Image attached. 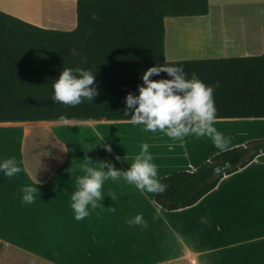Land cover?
Masks as SVG:
<instances>
[{
    "label": "crops",
    "instance_id": "crops-1",
    "mask_svg": "<svg viewBox=\"0 0 264 264\" xmlns=\"http://www.w3.org/2000/svg\"><path fill=\"white\" fill-rule=\"evenodd\" d=\"M40 2L39 16L32 19L2 2L0 11L53 29L43 22L51 2ZM209 6L204 17L165 19L167 61L260 56L250 47L263 45V30L249 43L242 31L251 21L211 17L217 11L225 16L227 10L264 8V0H209ZM68 23L54 30L76 29L77 21ZM245 52L252 54L240 55ZM195 142L190 136L174 141L131 121L0 124V161L14 158L23 169L12 177L0 173V264H264V156L223 179L196 206L176 212L159 208L156 193L141 192L123 178L109 179L102 187L103 205L75 219L70 196L85 155L127 170L148 143L162 178L194 167ZM25 184L39 189L31 204L22 200ZM137 213H143L146 226L128 223Z\"/></svg>",
    "mask_w": 264,
    "mask_h": 264
},
{
    "label": "trees",
    "instance_id": "trees-1",
    "mask_svg": "<svg viewBox=\"0 0 264 264\" xmlns=\"http://www.w3.org/2000/svg\"><path fill=\"white\" fill-rule=\"evenodd\" d=\"M75 1L73 31L41 28L0 11V124L130 121L126 95L138 94L147 68L166 63L165 19L204 17L210 8L209 0ZM168 63L184 65L206 84L219 81L216 120L264 119V54ZM69 66L94 71L93 101L52 100L53 82ZM161 77L171 78L162 72L152 79ZM261 156L264 139L221 151L192 171L162 177L168 187L154 201L165 212L192 208Z\"/></svg>",
    "mask_w": 264,
    "mask_h": 264
},
{
    "label": "clouds",
    "instance_id": "clouds-1",
    "mask_svg": "<svg viewBox=\"0 0 264 264\" xmlns=\"http://www.w3.org/2000/svg\"><path fill=\"white\" fill-rule=\"evenodd\" d=\"M162 72L171 78L152 79ZM93 73L80 66L64 67L53 82L52 100L71 106L84 100L93 101L97 95ZM142 81L137 86L138 94L129 92L125 98L124 115L129 116V112H132L130 121L133 125H143V130L147 132L160 131L174 141H183L190 135L207 137L217 149H227L232 137L215 127L217 108L214 92L219 87V81L206 84L195 72L189 76L184 65L168 63L167 60L164 64L147 68L142 74ZM60 118L64 119L63 116ZM104 139L102 137L101 141ZM103 147L108 152L112 151L111 144H104ZM115 159L120 160L121 157L117 155ZM22 170L14 158L0 161V173L4 176L12 177ZM81 171L82 174L76 179L77 187L70 196V206L77 220L89 215L90 208L103 205L100 201L104 198L102 187L106 180L123 178L139 191L149 193H163L168 187L158 176V165L149 152L148 143L141 145L140 152L127 170L117 169L110 161L93 162L85 155ZM38 191L37 184L21 186L23 202L33 203ZM109 209L116 211V208ZM128 223L145 224L143 213H137Z\"/></svg>",
    "mask_w": 264,
    "mask_h": 264
},
{
    "label": "rangeland",
    "instance_id": "rangeland-1",
    "mask_svg": "<svg viewBox=\"0 0 264 264\" xmlns=\"http://www.w3.org/2000/svg\"><path fill=\"white\" fill-rule=\"evenodd\" d=\"M48 1H50L51 3L49 5H45V9L43 11V18H44L43 22L45 26L53 29H58L62 25L67 27L69 24L68 22L71 21L73 22V20L77 21L75 0H65L63 1L64 3H61V0L59 1L48 0ZM1 2L5 5L3 6L0 5V6L8 9L9 11L18 13L19 15H22L23 17L29 19L31 18L26 16V15L31 16V14L27 13L26 11H22V10L18 11V8L16 9V7L13 6V2L11 0L0 1V3ZM211 18L215 20L234 19V20L251 21L252 23H248L249 25L244 28L245 29L244 31H246V33L242 31L243 39L249 41V43H252L254 39H260L262 37V35H259L260 38H258V36L256 37L254 33H257V31H262V30L264 31V8L255 9V8L247 7L237 10H227L225 12V16L224 15L221 16L217 11ZM258 46L259 47L257 48L250 47L253 51L252 53L256 55H262L264 53V43L263 45L258 44ZM252 53L245 52L244 54H240V55L249 56ZM216 121H221V120H215V127L219 131L225 133V135L232 137L231 142L229 143L227 149L233 148L237 145L240 146L244 143L246 144L250 141L264 139V119H252V120L235 119V121L228 120L225 122H216ZM190 137L194 138V141H196L195 143H198L199 154L195 156L194 161L193 160L189 161V162L193 161L192 163L194 167L188 169L187 171H192L200 163H203L207 155H214L221 151L217 149L213 145L212 141L207 137H195L194 135H190ZM170 160H174V158L173 159L169 158V161ZM174 162L175 161H173L172 163Z\"/></svg>",
    "mask_w": 264,
    "mask_h": 264
},
{
    "label": "bare ground",
    "instance_id": "bare-ground-1",
    "mask_svg": "<svg viewBox=\"0 0 264 264\" xmlns=\"http://www.w3.org/2000/svg\"><path fill=\"white\" fill-rule=\"evenodd\" d=\"M13 2V6L18 8L19 10L26 11L27 13L31 15H39L40 13V6L41 3L40 0H11ZM48 1V0H47ZM27 17H31L26 15Z\"/></svg>",
    "mask_w": 264,
    "mask_h": 264
},
{
    "label": "water",
    "instance_id": "water-1",
    "mask_svg": "<svg viewBox=\"0 0 264 264\" xmlns=\"http://www.w3.org/2000/svg\"><path fill=\"white\" fill-rule=\"evenodd\" d=\"M216 172L217 173L220 172V168L219 167L216 168Z\"/></svg>",
    "mask_w": 264,
    "mask_h": 264
}]
</instances>
